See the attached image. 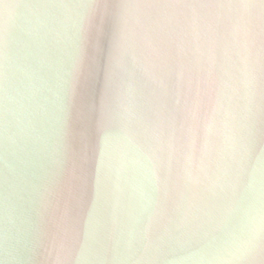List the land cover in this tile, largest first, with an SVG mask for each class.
<instances>
[{
	"label": "water",
	"instance_id": "1",
	"mask_svg": "<svg viewBox=\"0 0 264 264\" xmlns=\"http://www.w3.org/2000/svg\"><path fill=\"white\" fill-rule=\"evenodd\" d=\"M0 264H264V0H0Z\"/></svg>",
	"mask_w": 264,
	"mask_h": 264
}]
</instances>
